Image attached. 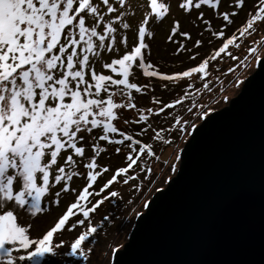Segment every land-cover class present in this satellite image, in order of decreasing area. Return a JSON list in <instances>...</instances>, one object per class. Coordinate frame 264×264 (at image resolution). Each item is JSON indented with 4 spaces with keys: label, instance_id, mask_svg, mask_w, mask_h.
I'll list each match as a JSON object with an SVG mask.
<instances>
[{
    "label": "snow or ice",
    "instance_id": "6c2138e0",
    "mask_svg": "<svg viewBox=\"0 0 264 264\" xmlns=\"http://www.w3.org/2000/svg\"><path fill=\"white\" fill-rule=\"evenodd\" d=\"M221 3L222 0H179V9L189 17L194 16L192 25L199 21L210 31L212 22L201 9L206 6L213 10L225 23L212 35L223 38V43L197 66L164 74L151 62L146 38L153 36L152 22H163L170 15L169 0H135L136 6L143 9V16L131 46L127 35H117L118 29L130 28L125 22L126 12L132 6L129 0H0V264H45V258L56 256L61 248L68 249L66 256L89 258L92 248L86 249L85 244H91L90 238L98 231L91 214L109 196L119 195L117 191L101 194L118 182V178L124 184L139 179L138 174H129L130 170L139 166L145 154L156 156L151 143L134 138L113 123L118 119L117 110L136 108L132 90L139 93L148 87L130 82L134 66L148 78L173 81L203 74V79L210 60L225 53L238 39L236 34L226 37L225 29L234 23L232 17L245 7V0H235L230 5L232 11L220 12ZM256 22H264V0H258L255 10L247 14L245 23L237 29L239 36L257 31ZM167 39L176 45L174 55L191 51L185 42L191 40V33L183 29L179 20L173 21ZM202 43L197 39L192 47H200ZM118 45L123 46L122 54ZM260 45L264 47V41ZM239 46L237 43L236 47ZM249 51L255 53L257 49ZM104 52L115 53L117 58L103 63L101 69L110 70L118 78L97 70ZM198 55L193 53L190 58L196 59ZM261 61L262 58H257V63ZM243 83L238 80V85ZM116 96H126L127 102H117ZM183 99L163 104L156 114L181 104ZM192 111L189 107L188 112ZM209 111L205 108L196 118L207 117ZM147 112L152 114L153 110L149 108ZM174 119L178 133L191 135L188 128H196L180 116ZM148 120L149 115L140 110L134 123ZM95 129H102V134L93 138V155L84 163L85 134L90 135ZM149 130L155 132L154 139L168 145L173 143L161 135L165 129L157 131L151 124L142 127L139 135ZM117 133L120 139L111 135ZM99 141L114 145L130 142L127 145L130 151L125 157L126 166L116 169L98 191H93L98 178L109 172L108 167L101 168L97 162V157L107 150ZM115 151L120 153L121 148L116 147ZM77 157L85 174L73 167L78 166ZM172 171H176L175 164ZM81 175L86 183L77 192L75 201L41 235L32 237L34 224L25 217L36 218L47 211L42 201L56 185L63 187L55 193L53 203L59 204L61 192H76L71 182ZM93 197L95 202L90 199ZM77 216L82 218L72 222ZM77 229L80 231L70 243L64 239L55 242L54 237Z\"/></svg>",
    "mask_w": 264,
    "mask_h": 264
},
{
    "label": "rangeland",
    "instance_id": "374dc122",
    "mask_svg": "<svg viewBox=\"0 0 264 264\" xmlns=\"http://www.w3.org/2000/svg\"><path fill=\"white\" fill-rule=\"evenodd\" d=\"M129 2L132 6L126 12L125 22L130 24V28L118 29L117 35H127L129 46H131L136 39V29L142 20L143 9L136 6L135 0H129ZM169 2L171 5L170 15L163 22H152L150 30L153 31V36L146 38V42L149 43L150 60L155 65L156 70L164 74H175L185 71L189 67L197 66L203 59L214 54V51L223 43V38L212 35V32L218 31L225 22L216 16L213 10L205 6L201 10L205 12V17L212 22L211 31L206 30L199 21H197L196 25H192L191 21L194 16L189 17L179 9V0H169ZM234 3L235 0H222L219 11H232L233 9L230 5H234ZM256 4H258V0H245V7L239 10L236 16L232 17L234 23L225 29L226 37L236 34L238 39L233 45H229L225 53H221L215 60H210L207 75L203 79L201 78L203 74H193L191 77L173 81H164L159 77L148 78L143 75L141 69L134 66L132 70L134 75L130 77V82H135L140 86L148 85V87L142 89L139 93L132 90V102L136 104V108L117 110L118 119L113 123L121 131L133 134L134 138L141 139L145 143H151L156 156L149 157L145 154L138 162L139 166L135 167L134 170H130L129 174H138L139 179L124 184L118 178V182L101 194L106 196L109 191H117L119 193L117 197L109 196L97 211L91 214L92 223L97 226L98 231L97 234H94V238H90L92 243L85 244L86 249L92 248L87 260L79 255L66 256L64 253L68 249L61 248L56 256H47L45 264H112L113 254L116 250L123 248L125 242L128 241L137 217L146 209L145 205L148 204L156 191L165 189L169 179L177 173L180 161L176 157L179 156L184 143L191 135L175 131L174 117L180 116L182 120H188L190 124L198 126L205 117L197 119V113L202 112L206 108L210 110L208 112L209 115L228 105L230 99L241 91L243 84L238 85V80L245 81L258 68L257 58L264 56V47L260 45V42L264 41V22H256L255 28L257 31L252 32L251 35L245 34L240 37L237 32V29L245 23L247 14L255 10ZM175 20H179L183 29L191 33V40L185 41L191 51L180 52L176 55H174L176 45L167 39ZM197 39L203 41L202 46L193 48L192 46ZM237 43L240 45L239 47H236ZM118 47H120L122 54L123 46L118 45ZM250 48H255L257 51L255 53L250 52ZM229 52L231 56L228 55ZM193 53L199 54L196 59L190 58ZM111 58H117V54L102 53L96 67L98 71L102 70L104 74H111L117 77V74L100 67L103 63L110 62ZM230 69L232 71H229ZM205 83L208 84L207 88L204 87ZM186 93L189 95H186ZM181 97H184L181 104L165 109L159 115L156 114L163 104L173 103L181 99ZM115 99L117 102H127L126 96H116ZM189 107L193 109L191 113L188 112ZM149 108L153 110L152 114L147 112ZM140 110H143L144 114L149 115V120L137 124L134 121L138 120ZM125 120L129 121V123L126 124ZM147 124H151L153 129L157 131L165 129L164 132H161V135L165 136L166 139L172 140L173 143L168 145L154 139L155 132L152 130L139 135L141 128L147 127ZM169 128L172 129L171 132L167 131ZM192 131L193 128H188V132L191 133ZM101 134L102 129H95L90 135L85 134L83 144L86 147V157L84 158V163L88 162V158L93 155L91 150V144L95 142L93 138H98ZM111 135L115 139L121 138L118 133ZM128 143L130 142H126L125 145H114L106 141H99L100 146L107 150L97 157V162L101 168L108 167L109 172L98 178L97 184L93 186V191H98L116 169L126 166L125 157L130 151L127 146ZM116 147L121 148L120 153H116ZM75 159L78 166H73L74 169L85 174L86 170L83 168L80 158L77 157ZM173 164L176 165L175 172L172 171ZM149 168L152 169L151 172L142 171V169ZM85 183L83 175L74 177L71 187L77 191L61 192L59 204L52 201L56 199L55 193L60 191L63 184L56 185L51 189L50 193L42 201V207H45L47 211L39 214L36 218L25 217L28 222L34 224L31 230L32 237L35 238L41 235L60 214L66 211L67 206L75 201L77 192L84 187ZM90 199L95 202L96 198ZM78 218L79 216L74 218L72 222H75V219ZM79 231L80 229L72 233L65 231L62 236L54 237V240L59 243L60 239H64L67 243H70Z\"/></svg>",
    "mask_w": 264,
    "mask_h": 264
},
{
    "label": "water",
    "instance_id": "95a60500",
    "mask_svg": "<svg viewBox=\"0 0 264 264\" xmlns=\"http://www.w3.org/2000/svg\"><path fill=\"white\" fill-rule=\"evenodd\" d=\"M191 132L112 264H264V56Z\"/></svg>",
    "mask_w": 264,
    "mask_h": 264
},
{
    "label": "trees",
    "instance_id": "16d2710c",
    "mask_svg": "<svg viewBox=\"0 0 264 264\" xmlns=\"http://www.w3.org/2000/svg\"><path fill=\"white\" fill-rule=\"evenodd\" d=\"M125 133H126V132H125ZM81 217H82V216H79V218H81ZM79 218H78V219H79Z\"/></svg>",
    "mask_w": 264,
    "mask_h": 264
}]
</instances>
